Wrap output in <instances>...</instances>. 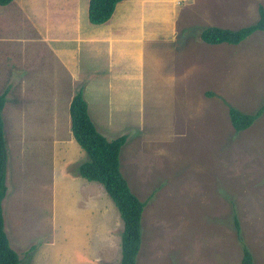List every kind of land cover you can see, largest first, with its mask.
<instances>
[{
    "label": "rangeland",
    "instance_id": "rangeland-1",
    "mask_svg": "<svg viewBox=\"0 0 264 264\" xmlns=\"http://www.w3.org/2000/svg\"><path fill=\"white\" fill-rule=\"evenodd\" d=\"M161 1L148 6H171ZM88 3L0 5V94L9 88L3 210L21 264L120 263V213L101 184L85 186L79 174L87 157L69 107L80 88L108 139L128 134L121 170L149 201L137 264H242L235 211L255 264H264V112L240 132L229 115V106L255 113L264 104V30L237 45L201 38L209 26L255 23L264 0H177L174 36L161 34L165 22H150L145 43L118 56L126 63L138 49L140 63L113 91L98 74L117 75L105 49L103 61H87L85 25L95 26ZM130 25L122 45L141 29L140 21Z\"/></svg>",
    "mask_w": 264,
    "mask_h": 264
},
{
    "label": "trees",
    "instance_id": "trees-1",
    "mask_svg": "<svg viewBox=\"0 0 264 264\" xmlns=\"http://www.w3.org/2000/svg\"><path fill=\"white\" fill-rule=\"evenodd\" d=\"M13 0H0L7 5ZM122 0H89L88 17L93 24H103L113 15ZM260 18L248 26L232 29L209 26L201 31V38L209 44L237 45L259 30H264V7H259ZM9 89V88H8ZM8 89L0 94V264H21L19 253L12 247L5 230L3 201L7 195L8 149L5 136L4 107ZM73 137L86 154L79 165V174L88 181L100 183L117 207L123 220L121 258L119 264H137L142 242V215L149 201L141 200L130 188L121 170L120 154L128 134L108 139L90 116L83 88L73 96L69 107ZM264 112V104L255 113H245L229 106L231 123L236 132L249 128ZM152 197V196H150ZM233 221L236 236L242 246V264H255L254 255L241 235L240 220L235 211ZM36 245L30 248L33 251Z\"/></svg>",
    "mask_w": 264,
    "mask_h": 264
},
{
    "label": "crops",
    "instance_id": "crops-1",
    "mask_svg": "<svg viewBox=\"0 0 264 264\" xmlns=\"http://www.w3.org/2000/svg\"><path fill=\"white\" fill-rule=\"evenodd\" d=\"M149 1L154 2L158 0H122L117 4L115 11L113 15L111 16L110 20H108L107 22L103 24H95V26H88L89 24L85 25L86 30L89 31L85 35V51L87 54V61H89L90 59H93V61H96V60L103 61L102 59L98 58V56L102 55L103 49H105V52L103 54L107 53L108 55H110L109 58L111 59H109L110 62L107 64V66L114 68L115 73L117 75L110 76V74L108 75V72L107 73L100 72L98 74L102 75V79L100 80L99 77L97 78L103 84L105 81H108L107 84H104V85H105V88L106 86H108V88L110 87L111 91H113L115 87L114 85L115 82L119 83L120 81L119 78H121V76L124 79L132 77V70L135 69L134 66H137L138 63H140V57L138 56V51H139L138 49L134 51L135 52L134 54H132L131 60L126 61V63L122 62V59H118V56L122 52H125L128 47H130L131 50H133L136 43L138 44L139 47H141L145 43L144 41L147 40V34L145 30L149 29L148 25L150 24V22L152 23L153 22H161V23L165 22L164 26L163 27L161 26V29H162L161 34L164 35L166 39H171L175 34V32L172 33V31L170 30L171 29L170 27L173 26V22H174L173 17L177 16L176 14L180 10L181 6L179 5L181 4L182 0H179L180 4L177 3V0H165V2L163 1L157 2V3H170L171 4V6H168L165 8L164 6H158V5L148 6V3H150ZM2 6H5V5H2ZM88 6H89V3H88ZM119 15H120V18L118 20ZM114 17H117V19H115ZM135 18H138V19H135ZM148 19H149V23H148ZM139 21L141 23V29L136 34L129 35L128 46L125 43L122 45L121 41H123V39L126 38L125 37L126 35L121 36L122 35L121 33L122 32L124 33L128 29H131L130 24L139 22ZM144 25H147V29L144 28ZM138 34L142 36H139ZM157 35H160V34L158 32L157 33L152 32L150 34V37L152 39H155ZM116 43L124 47V49L117 48L119 47V45L117 44V47H116L115 46ZM153 59L154 58L152 57V60ZM132 62H134V66H132ZM89 65H93V64L89 63ZM123 65L127 67L125 68V70H122V72L119 74V72L121 71L120 69L122 68ZM87 183H88V180H85V186H88ZM89 186H94V185H89ZM96 186L97 184L95 185V187ZM97 199L100 200V198L98 197ZM101 200L103 201L102 198ZM103 204H104L103 208L107 211L105 207V202ZM109 206H110V209H112L111 205Z\"/></svg>",
    "mask_w": 264,
    "mask_h": 264
}]
</instances>
